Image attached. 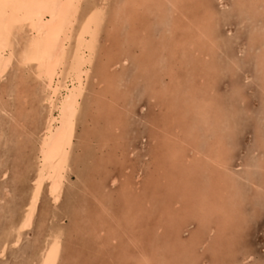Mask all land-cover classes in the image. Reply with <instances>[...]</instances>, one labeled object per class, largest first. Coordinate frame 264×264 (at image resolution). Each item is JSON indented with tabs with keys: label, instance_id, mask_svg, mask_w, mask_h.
Here are the masks:
<instances>
[{
	"label": "bare ground",
	"instance_id": "1",
	"mask_svg": "<svg viewBox=\"0 0 264 264\" xmlns=\"http://www.w3.org/2000/svg\"><path fill=\"white\" fill-rule=\"evenodd\" d=\"M229 15L241 34L234 52L220 33ZM245 63L262 96L256 159L237 173V113L249 110L233 77ZM220 75L231 78L230 109ZM141 97L157 116L137 169L128 126ZM3 139L14 170L33 165L25 201L0 224V257L39 214L18 264H224L217 251L232 258L264 204V0H0ZM64 192L73 202L56 214ZM44 194L50 206L39 210Z\"/></svg>",
	"mask_w": 264,
	"mask_h": 264
},
{
	"label": "rangeland",
	"instance_id": "2",
	"mask_svg": "<svg viewBox=\"0 0 264 264\" xmlns=\"http://www.w3.org/2000/svg\"><path fill=\"white\" fill-rule=\"evenodd\" d=\"M213 1L216 2V0H213ZM229 17H230L229 21L232 23V26L229 28L227 26L222 25L220 27V33H222L224 36H228L226 38H230V39L233 40V43L231 44V47H233V49L231 48V50L235 51L237 43H238V40H239L238 38H241V34H239L238 31H237L238 30V26L236 28V26L234 25V22H236V21L231 17V15H229ZM225 21L227 22L228 20H225ZM227 28H229V30H227ZM233 31H234V34H233ZM224 33H226V34H224ZM229 34L231 35V37H229L230 36ZM236 35H237L238 38H236ZM231 50H230L229 53H233L234 52V51L232 52ZM248 65H249L248 63H245L243 69H240L239 71H237V73L233 77L234 81H236L237 83H239L242 86V90H243L244 95L246 97V101H245L244 107H246V109L249 110L248 113H246V110L243 111L242 113L241 112L237 113L238 114V118H237L236 128H235L236 133H235V136L233 137L232 151H231V156H232L231 164H232V166L234 168L233 171H235L237 173H242V171H244L243 163L248 161L249 158L256 159V156H254L255 154L252 155V151H253L254 146H255L254 126H255V122H256L257 118L260 116L259 109H260V106H261V102L260 101H261L262 94L260 93L259 89L256 87V84L254 83L253 79L247 77L248 75H251V73H252L251 68H250L251 66L249 67ZM127 73L129 75L131 74L130 66H129V68H127ZM244 77H247V78L245 79ZM218 86H219L220 96H221V98L219 97V99L220 100L222 99L223 101H225V105L227 106V108L231 107V103L235 104V102H234L235 99H234L233 96H231L232 93L230 92L231 78H228L226 75H220ZM138 91H140V88L134 89L132 91L131 97H133L132 98L133 100L140 98V97H138L140 95V93ZM135 92H137V93H135ZM141 99H142L141 102H143L142 104L144 106L143 110L140 109V107L138 105L139 102H136L137 106H135L134 111L137 114L134 112L135 116L133 115L134 117L133 116L130 117V124L128 126L129 127V135H131V136L128 137V139L131 140L132 147H134L135 149L138 148L137 150H135V153H134V155L132 157H128L129 158L128 162L134 168H137V169H139V168H143L144 169L143 163H147L148 159H149V156L146 155V154H148L150 149L154 146L153 143H151L149 140H147L152 135V132H151V135H150V129H149L150 125L147 123L146 120L153 119V118H155L157 116L156 115V112H157L156 110L157 109L154 110V112H151L152 111L151 104L147 103L144 100V97H141ZM141 119L143 121H145L146 123L143 122ZM139 122H140V124H139ZM133 131H136V132H133ZM246 145H248V146H246ZM13 149H15V148H14V144L12 142H4V139L0 141V158L3 159V160L0 159V161L2 162V164L0 163V174H1V171L3 169L8 168L7 175L5 177H1L0 176V193L2 192L1 189H3V187H6L8 192H9L8 195H6V197L4 198V200L0 204V206H2V205L4 206V208H5L4 210L6 211L4 213H3L2 210L0 211L1 212L0 213V215H1L0 216V220H1L0 224L2 222H4L5 219H3V218H8L7 216L9 214H11V213L12 214H16L17 213V211H18L17 209L25 201V199L27 197V191H28V189L30 187L29 179H30V177L32 175V171L31 170H32V165L33 164H31V168L29 170H27V172H24V164L22 165V163H17V164H19V166L17 167L18 170L17 169L14 170V167H13L14 165L13 164H14V160H15L14 157L16 156L15 155L16 153H15V150H13ZM236 149H237V151H236ZM8 151L10 153L9 156H8ZM235 152H236V155H235ZM10 159L11 160L13 159V161H11ZM5 162L8 163V164H6ZM30 163L31 162H28V166L30 165ZM9 165L10 166L12 165V166L9 167ZM9 169H11V170H9ZM21 169H22V173H21ZM15 171H17L18 173H16ZM18 175H21V177L19 178ZM19 180H21V181H19ZM75 181H76L75 175L73 174V176H72V174H71V182H75ZM18 189H19V191H18ZM16 192H17V194H16ZM22 195L24 197H22ZM16 199H17V201H16ZM18 200H20L19 204L17 203V202H19ZM72 202H73L72 196H70L69 193H65L64 192L59 204L57 205V207L56 208L50 207V208L53 209V210L55 209L54 212H56V214H59V210L60 211L61 210L62 211L65 210V208L68 207L69 204L72 203ZM44 203H45V205H49V200H48V198L46 197L45 194L43 195V198L40 201L39 210L43 206ZM11 205H13V206H11ZM10 207H12V208L9 210ZM249 208H250V205L246 204L244 210L246 209L248 211ZM258 208L259 209H258L257 215L255 217H253L256 220L255 219L252 220L253 219L252 218L250 220V224L249 223L247 224L246 228L244 229L245 232L243 231V233L241 234V238L244 237L245 234H246L245 235L246 237H244L243 239L238 240L237 241L238 243L236 242V244L234 245L235 247H234L233 255L231 256L233 258V256L237 255V253H238V256H234V257L240 258L241 256H243L245 254L249 255V254L252 253L251 255H249V259L247 260L248 262L246 261L244 264H255V263L264 264V204H260L258 206ZM7 210L10 213H8ZM2 213L4 214L5 217H3ZM38 216H39V214L36 215L34 224L32 225L31 229L28 230V233L26 234V236L24 237L22 242L19 244V246L18 247H14V248L13 247L9 248L7 250V252L5 253V255L0 257V260L2 261V262L0 261V264H11L12 262H14L12 264H18L27 255V253L30 252L29 251L30 247H31L30 244L33 241L32 239H34V237H35L36 223H37L36 219L38 221ZM246 230H248V231H246ZM185 234H187V233H185ZM26 238L28 240H26ZM247 240H248V242H247ZM244 243H245V246L247 244L251 249L252 248L253 249L251 250L248 246L245 247ZM25 245H26V247H25ZM236 245H237V247H236ZM23 247H24V250H23ZM235 249L238 252H236ZM243 249H244V252L242 254V252L240 253V251L243 250ZM25 250H27L26 251L27 253L25 252ZM199 251L202 252L203 249L199 248ZM250 251H251V253H249ZM221 253L222 254L220 255V252L217 251L216 254H218V256L216 255V258L214 259V261L219 262L220 259H222V260H224V264H232L231 261L233 259L228 257L227 254H225L226 252L224 250L223 251L221 250ZM254 254L256 255V257L258 256L259 258L257 257V259H256ZM9 260H12V261H9ZM200 264H203V262H200ZM210 264H215V263L213 262V263H210Z\"/></svg>",
	"mask_w": 264,
	"mask_h": 264
}]
</instances>
